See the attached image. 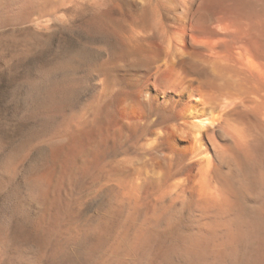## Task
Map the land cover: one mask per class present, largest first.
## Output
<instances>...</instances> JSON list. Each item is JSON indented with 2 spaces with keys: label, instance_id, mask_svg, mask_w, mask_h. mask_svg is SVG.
I'll return each instance as SVG.
<instances>
[{
  "label": "bare ground",
  "instance_id": "bare-ground-1",
  "mask_svg": "<svg viewBox=\"0 0 264 264\" xmlns=\"http://www.w3.org/2000/svg\"><path fill=\"white\" fill-rule=\"evenodd\" d=\"M18 14L91 37L40 75H57L54 136L31 168L43 199L62 179L109 197L87 254L121 225L114 261L189 257L198 223L226 246L261 240L264 264V0H1L0 17Z\"/></svg>",
  "mask_w": 264,
  "mask_h": 264
},
{
  "label": "rangeland",
  "instance_id": "rangeland-1",
  "mask_svg": "<svg viewBox=\"0 0 264 264\" xmlns=\"http://www.w3.org/2000/svg\"><path fill=\"white\" fill-rule=\"evenodd\" d=\"M78 13L73 15L81 20L83 14ZM4 18L0 17V264H149L138 256L140 252L129 247L119 253L117 261L111 258L121 225L107 235L102 248L87 254L95 239L91 225L101 218L103 207L110 202L108 196L91 192L86 182L62 179L43 199L41 185L31 177V168H36L40 154L54 136V121L43 97L44 89L57 75L50 73L43 81L40 75L57 62L73 57L77 48L89 47L91 37L81 29L71 31L63 21L55 22L56 27L52 20L48 24L38 16L18 14ZM58 24L64 26L58 28ZM44 26L50 33L48 40L41 37ZM39 125L42 131L24 147L27 133L36 131ZM197 225L188 233L195 241L193 246L187 245L191 256L173 252L168 257H158L153 264H261V240L254 239L256 244L251 246H226L220 237H205ZM175 241L170 235L166 244ZM229 246L235 248L237 258L216 254Z\"/></svg>",
  "mask_w": 264,
  "mask_h": 264
}]
</instances>
